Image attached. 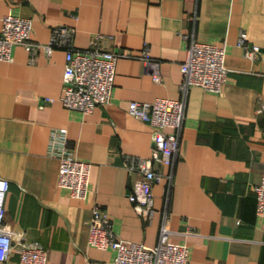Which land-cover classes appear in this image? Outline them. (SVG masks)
Wrapping results in <instances>:
<instances>
[{
    "label": "crops",
    "instance_id": "obj_1",
    "mask_svg": "<svg viewBox=\"0 0 264 264\" xmlns=\"http://www.w3.org/2000/svg\"><path fill=\"white\" fill-rule=\"evenodd\" d=\"M6 14L31 19L40 43L66 27L74 49L121 53L110 102L86 113L60 100L66 47L31 55L19 44L11 60L0 59L6 229L38 240L46 264H115L113 250L87 240L98 206L127 241L153 246L168 229L170 241L189 247L188 264H264V218L253 190L264 172V0H0V28ZM242 31L248 46L260 47L252 58L237 44ZM191 40L226 47L220 92L182 89ZM145 43L160 81L138 57ZM157 97L183 101L184 117L173 164L155 163L160 179L148 220L128 198L137 173L126 161L152 155L153 128L128 104ZM53 129L65 135L52 141ZM60 152L91 163L85 197L59 186ZM5 264H18L17 254Z\"/></svg>",
    "mask_w": 264,
    "mask_h": 264
},
{
    "label": "built area",
    "instance_id": "obj_2",
    "mask_svg": "<svg viewBox=\"0 0 264 264\" xmlns=\"http://www.w3.org/2000/svg\"><path fill=\"white\" fill-rule=\"evenodd\" d=\"M31 31L32 22L28 17L4 15L0 28V59L11 60L13 47L19 44L31 55L39 50L50 53L54 47L64 46L63 94L60 97L63 105L86 113L110 102L115 62L120 52L99 47L74 49L72 30L66 27L53 29L47 43L34 40ZM237 44L243 47L245 55L250 58L260 49L258 45H247L244 31L239 34ZM225 55L224 45L191 40L180 65L182 89L200 86L208 91L220 92L227 78ZM138 57L149 69L152 79L160 81L159 62L151 56L147 43ZM128 112L148 122L153 128L152 155L128 156L126 161L128 170L137 173L128 198L134 209L144 219L150 220L154 213L152 186L160 179L155 163L172 165L176 158L184 103L180 99L166 97H157L153 101L131 100ZM64 135V129H53L52 141ZM59 154V186L67 189L73 197H85L89 190L91 163L73 157L69 152ZM8 189L9 180L0 177V264L8 263L14 252L18 256V264H46L47 251L38 240L25 239L23 233L15 236V233L6 229L4 201ZM253 190L256 193V213L264 218V172L261 180L253 185ZM87 240L92 246L113 250L115 264H188L189 247L170 241L168 229H162L159 241L153 246L127 241L116 235L108 214L98 206L92 210Z\"/></svg>",
    "mask_w": 264,
    "mask_h": 264
}]
</instances>
